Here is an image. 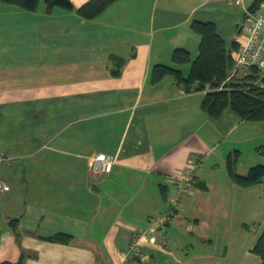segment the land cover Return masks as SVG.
<instances>
[{
	"label": "crops",
	"instance_id": "0c3cea01",
	"mask_svg": "<svg viewBox=\"0 0 264 264\" xmlns=\"http://www.w3.org/2000/svg\"><path fill=\"white\" fill-rule=\"evenodd\" d=\"M88 1L51 12L43 1L36 11L0 1V180L9 186L0 193V264H262L254 248L264 180L236 185L226 160L238 151L242 176L264 166V123L231 108L213 119L202 110L209 88L153 80L156 65L189 76L195 20L214 22L230 49L240 29L234 2L118 0L87 20L77 10ZM178 48L191 65L174 63ZM97 154L115 159L109 173H91ZM193 162L164 237L152 221L171 208L175 179ZM59 234L71 242L49 240ZM133 243L136 259L127 256Z\"/></svg>",
	"mask_w": 264,
	"mask_h": 264
},
{
	"label": "trees",
	"instance_id": "16d2710c",
	"mask_svg": "<svg viewBox=\"0 0 264 264\" xmlns=\"http://www.w3.org/2000/svg\"><path fill=\"white\" fill-rule=\"evenodd\" d=\"M0 1L26 11H36L42 1L47 5L49 12L54 8L69 11L74 9L73 0ZM117 1L89 0L77 10V13L83 19L92 20ZM262 4H264V0H255L249 12L258 10ZM192 29L200 36V44L199 54L192 62L189 76L184 77L182 72L175 68L156 65L153 71V80L157 82L167 75H172L177 84L184 86L186 92L204 91L209 88L202 102V110L213 119H218L227 108H231L244 121L264 123V92L253 86V82L260 77L257 69L250 68L244 78H238L236 75L228 80L235 66L233 52L239 49V43L233 42L229 49L226 40L218 33L216 24L211 21L195 20L192 23ZM173 61L176 65L188 64L191 62V53L186 49L178 48L173 53ZM239 157L240 153L235 151L226 160L228 174L235 184L245 188L261 184L264 180V166L258 165L251 168L246 176L238 175L236 167ZM202 188L204 189L205 186L202 185ZM49 240L68 244L72 237L59 234ZM254 253L261 258L262 264H264V231L254 248ZM2 264L12 263L4 262Z\"/></svg>",
	"mask_w": 264,
	"mask_h": 264
},
{
	"label": "built area",
	"instance_id": "2783aa9c",
	"mask_svg": "<svg viewBox=\"0 0 264 264\" xmlns=\"http://www.w3.org/2000/svg\"><path fill=\"white\" fill-rule=\"evenodd\" d=\"M230 1L240 4L243 0ZM237 42L239 49L233 52L235 66L228 80L238 75L242 69L256 68L260 77L253 82V86L264 92V4L258 10L248 13V23L241 28ZM0 160L7 159L0 157ZM114 164L115 159L112 156L97 154L92 158L90 171L95 175H105L112 170ZM196 167L197 163L193 162L187 171L175 179L171 208L152 221V226L160 230L164 237H166L165 226L176 214L182 196L191 186ZM8 190V184L0 180V193ZM137 255H139V248L133 243L129 247L127 256L133 258Z\"/></svg>",
	"mask_w": 264,
	"mask_h": 264
},
{
	"label": "rangeland",
	"instance_id": "374dc122",
	"mask_svg": "<svg viewBox=\"0 0 264 264\" xmlns=\"http://www.w3.org/2000/svg\"><path fill=\"white\" fill-rule=\"evenodd\" d=\"M254 2H255V0H243L242 3H240V4H237L235 2L233 3L234 8L232 9L231 12L235 18V22L239 20V22H238L239 28L247 25L249 9L254 4ZM227 42H228V46H230V42L229 41H227ZM193 60H195V58H193ZM190 65H191V63H190Z\"/></svg>",
	"mask_w": 264,
	"mask_h": 264
}]
</instances>
